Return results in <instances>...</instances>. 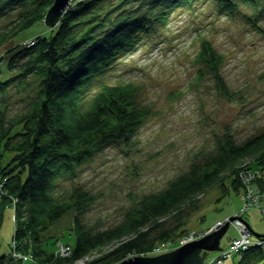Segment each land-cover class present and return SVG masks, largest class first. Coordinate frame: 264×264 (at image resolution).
Listing matches in <instances>:
<instances>
[{
    "label": "trees",
    "instance_id": "1",
    "mask_svg": "<svg viewBox=\"0 0 264 264\" xmlns=\"http://www.w3.org/2000/svg\"><path fill=\"white\" fill-rule=\"evenodd\" d=\"M198 1H76L47 35L22 40L0 55V94L6 97L13 86L27 92V105L21 111L11 110L6 99H0V224L2 209L11 206L15 212L12 254L0 256V264L24 262L14 258V252L32 255L27 260L32 264L84 260L119 264L134 256H155L159 244L190 233L186 227L209 191L221 189L218 201L233 191L241 194L242 170H259L258 184L264 192V132L244 144L226 132L209 158L194 163L165 190L137 200L124 221L110 230L95 233L80 219L96 202L95 195L82 188L67 195L60 191L62 181L74 179L81 166L110 144L133 146L151 116L150 109L138 102L137 85H110L101 78L120 56L135 51L155 24H165L175 10ZM209 1L218 5L221 14L232 15L244 6L264 20V0ZM54 2L0 0V20L18 12L0 33V50L45 22ZM31 40L35 43L30 46L26 42ZM198 58L232 98L220 74L223 55L204 41ZM7 155L10 159L4 164ZM69 212L76 215L72 228L76 243L68 256H61L46 248L47 233ZM240 257L236 264L264 263V248L253 246Z\"/></svg>",
    "mask_w": 264,
    "mask_h": 264
},
{
    "label": "rangeland",
    "instance_id": "2",
    "mask_svg": "<svg viewBox=\"0 0 264 264\" xmlns=\"http://www.w3.org/2000/svg\"><path fill=\"white\" fill-rule=\"evenodd\" d=\"M217 6L213 1L201 0L178 8L165 24H155L143 36L139 47L120 56L101 78V82L110 85H137L138 102L150 109L151 116L133 146L110 144L92 162L81 166L74 179L60 183V191L66 195L74 188H82L96 196V202L79 215L95 233L120 225L137 200L165 190L171 180L186 174L194 163L209 158L226 132L239 144L264 132V20L244 6H239L232 15L219 13ZM17 16L18 12L12 11L0 20V33ZM50 29L45 22L32 26L1 48L0 55L22 40L47 35ZM204 41L223 55L220 74L232 98L221 91L216 78L199 61ZM5 65L6 61L2 67ZM1 98L6 99L13 111H21L27 105V92L15 86L6 97L0 94ZM9 159L7 155L4 164ZM221 194L217 188L202 198L201 209L186 227L190 232H213L218 229H213L215 226H224L227 219L242 211L244 201L240 193L233 191L218 201ZM14 214L11 206L2 209L0 256L12 254ZM75 216L74 212L67 213L49 230L46 244L49 251H58L56 239L70 245V249L75 246L72 231ZM244 216L250 220L247 222L257 224L256 229L264 228L261 209L252 208ZM236 232L231 225L221 240L223 250ZM252 238L256 239L254 235ZM223 250L210 252L209 257L215 258ZM240 260L239 255L234 256L225 260V264Z\"/></svg>",
    "mask_w": 264,
    "mask_h": 264
},
{
    "label": "built area",
    "instance_id": "3",
    "mask_svg": "<svg viewBox=\"0 0 264 264\" xmlns=\"http://www.w3.org/2000/svg\"><path fill=\"white\" fill-rule=\"evenodd\" d=\"M74 1V0H72ZM78 1V0H77ZM28 45H33L35 42L33 40L27 41ZM260 175V171L256 169H245L239 173V178L243 184L242 193L240 194L243 201L244 207L242 211L239 213H235L233 215L234 220L231 221V225L238 231L239 236L237 238L231 239L229 246L223 250L222 254L216 256L215 258L210 259V261L205 264H223L225 260L232 258L234 256H241L242 253L248 251L251 247H260L264 248V239H253L251 237L250 229L247 223L243 219V214L250 211L252 208L261 209L264 213V205H262V200L264 199V192L262 188L258 184V177ZM2 189V183L0 184V190ZM227 219L226 221H228ZM219 227L218 225L215 226ZM211 230L196 233L190 232L188 235L173 241V242H164L159 244L154 253L156 255L167 253L169 251H173L176 248L184 246L185 244L198 240L205 235L209 234ZM176 244V248L174 247ZM58 251L57 254L61 256H68L71 253V249L68 245L63 244L61 241L58 243ZM13 257L16 259H22L24 261L32 260V255H21L16 252L13 253ZM80 263V262H79Z\"/></svg>",
    "mask_w": 264,
    "mask_h": 264
},
{
    "label": "water",
    "instance_id": "4",
    "mask_svg": "<svg viewBox=\"0 0 264 264\" xmlns=\"http://www.w3.org/2000/svg\"><path fill=\"white\" fill-rule=\"evenodd\" d=\"M71 2L72 0H55L47 13L45 23L53 28L56 27L69 9ZM233 220L234 217L232 216L224 226H219L217 230L173 251L156 256H134L119 264H205L210 252L223 250L220 245L221 240L229 230ZM250 232L257 239H264V235L257 234L251 229Z\"/></svg>",
    "mask_w": 264,
    "mask_h": 264
},
{
    "label": "crops",
    "instance_id": "5",
    "mask_svg": "<svg viewBox=\"0 0 264 264\" xmlns=\"http://www.w3.org/2000/svg\"><path fill=\"white\" fill-rule=\"evenodd\" d=\"M263 179H264V176H263ZM263 182V181H262ZM261 183V182H260ZM264 183V182H263ZM263 188H264V186H263ZM264 200V199H263ZM244 220H245V222L247 223V225L250 227V229L251 230H253V228L256 230V232H261V233H263L264 232V228L261 230V229H256V227L254 226V225H257V224H252V223H249V222H247V221H250V220H248L245 216H244ZM219 222V221H218ZM251 224V225H250ZM254 231V230H253ZM255 232V231H254ZM262 235H264V233L262 234ZM239 236V234H238V232H236V235L234 236V237H231L230 239H234V238H237ZM253 235L251 234V237H252ZM255 239V238H254ZM221 245V244H220ZM210 255H208V257H207V259H206V261H205V263L208 261V259L209 258H211V257H209ZM212 259V258H211ZM223 264H225V262L223 263Z\"/></svg>",
    "mask_w": 264,
    "mask_h": 264
}]
</instances>
